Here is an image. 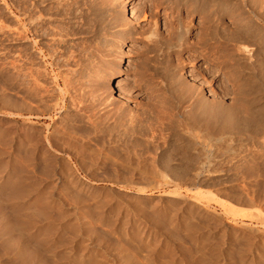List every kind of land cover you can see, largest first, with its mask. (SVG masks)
Wrapping results in <instances>:
<instances>
[{"label":"rangeland","instance_id":"374dc122","mask_svg":"<svg viewBox=\"0 0 264 264\" xmlns=\"http://www.w3.org/2000/svg\"><path fill=\"white\" fill-rule=\"evenodd\" d=\"M171 6L0 0V264H264V91L235 80L211 45L146 61L150 29L171 40ZM190 19L188 40L198 41L199 14ZM194 96L217 98L257 126L222 129L215 164L204 158L199 173L181 175L191 168L177 152L186 135L172 134L171 119ZM118 128L133 141H119ZM53 130L84 147L71 163L105 188L102 201L49 178L30 137L49 140Z\"/></svg>","mask_w":264,"mask_h":264},{"label":"bare ground","instance_id":"6f19581e","mask_svg":"<svg viewBox=\"0 0 264 264\" xmlns=\"http://www.w3.org/2000/svg\"><path fill=\"white\" fill-rule=\"evenodd\" d=\"M38 4H40V3H38ZM171 4L173 5V6H171L173 8L172 10L175 13V15L172 13L174 16H173V20L171 23V40L170 39L164 40L165 38L164 39L162 38L163 40L160 39L159 35L156 33L157 30L155 32L150 33V31H151V29H150L149 34L146 31V37L145 38L147 40L149 38L148 35L150 36V34L151 35L153 34V36L152 37L150 36V38H149V43L147 45L145 44L146 47L144 49H145L146 53L145 52H143V53L149 54V56L146 55V61L154 62V66H155L156 62L157 63L161 62V61H157V60H159V56L161 57L164 54V57H166L165 55H167V53H169L168 51H171L170 53L174 52L175 54H179L181 52V50L189 49L192 46L204 47V46H210L211 45V46H213V48H216V49L222 51V53L225 56V57L223 56L225 58L224 65L228 66L230 72L232 71V75H233V78L235 80H241L243 84H247L250 87H253L252 90H255V91L263 90L264 91V0H171ZM24 5H23V8H24ZM36 5H35V8L37 9L38 5H37V7H36ZM21 6H22V4H21ZM27 6H29V5H27ZM32 6H34V4ZM32 6H30V7H32ZM28 8L29 7L24 8L25 10L22 9V12L23 11L25 12ZM35 8L33 7L32 9H35ZM20 9H21V7H20ZM27 11H26V13H27ZM194 13L199 14V20L197 21V23H198L197 27L200 28V31H199L200 34H199V38L197 39L198 41L191 42L188 40L189 39L188 34H189L190 30H192V29H190L191 28L190 22L192 20V19H190V17ZM233 13H235V14H233ZM29 14L30 13H28V15ZM228 14L231 15V16H228V18H229L228 19L229 22L227 21L228 26H223V20H224L223 16H226ZM34 15H33V17H34ZM30 17H31V15H30ZM126 30H128V29H126ZM152 31H154V30H152ZM121 32H122V30H121ZM141 33H142V31H141ZM136 34L138 35L137 32H136ZM141 35H143V33ZM136 37H138V36H136ZM161 37H163V36H161ZM142 38H143V36H142ZM104 45H105V43H104ZM112 45L114 46V43ZM114 48H115V46H114ZM86 57H88V56H86ZM163 59H165V58H163ZM146 61H145L144 66H146V64H147ZM151 62H149V63L152 64ZM85 63H87V60ZM92 64H93V62H92ZM175 65L177 66V64H175ZM81 66H82V64H81ZM95 67H96V64L94 66V69L97 70V68H95ZM145 68H147V67H145ZM148 68H149V65H148ZM82 69H83V66H82ZM85 69H86V67H85ZM155 69H156V67H155ZM87 70H89V69H87ZM92 71L94 72V70H92ZM80 73H82V72H80ZM80 73H78V74L81 75ZM97 74L98 73H96V75ZM82 75H84V73ZM172 75L173 74H171V76ZM175 75L177 76V74H175ZM175 75H174V77H175ZM117 76H119V77L117 78L116 88L120 91V93L123 94L122 91H123V86H124L125 82H124L123 78L120 77V75H117ZM98 77H99V75H98ZM174 77H173V80H175V78H176V77L175 78ZM82 79H83V77H82ZM92 79L95 80L94 78H92ZM173 80L171 79V82ZM88 82H87V84H88ZM173 84H174V82H172L171 85H173ZM177 84H179V82ZM111 85H112L111 88L113 90L116 89L113 86V84H111ZM118 90H117V92H118ZM172 90L174 91L175 89H172ZM190 95H187V97L192 98ZM197 96L196 97L194 96L195 98L193 97L194 99L192 102L189 100L191 102L189 104V106H190L189 111H187V114L185 112H183L185 114H183L181 112L182 114L179 116L181 118L178 122L176 120L177 123L171 119L172 117L170 118L171 119V132H172V134L173 133H174V135L176 134L175 135L176 138H179L178 134H180V135L185 134L186 135L185 136L186 138H184V140L182 139V142L179 141L180 142L178 145L179 151H177V152L181 153L184 160H186L187 162L190 163L189 165H191L190 166L191 168L187 167L190 169L186 168L188 171H183L181 173V175H188V174H191V172H193V171L195 173H199L201 167L203 166L202 161L204 160V158H205L204 161H206V158H208L209 159L208 161H210L211 164L214 163L215 161H217V159H219L220 155L218 152L220 150L218 151V149H219L218 146H220L219 145L220 141H221L220 134H221L222 129H224V128H227L228 130H230V129H239L240 130L241 129V130L245 131L247 129L248 130L253 129L257 126V122L253 121V124L250 127V125L252 123V120H250V118H249L250 116L247 118V117H243V115L242 116L239 115L235 109H233L232 107H229L226 104L223 105L219 99L214 98L211 101L209 100L210 102H208L206 97L204 98L203 96H200V97H197ZM45 106H47V105H45ZM53 106H55V104ZM47 107H49V106H47ZM47 107L45 110L50 111L51 109L49 110ZM173 107L174 106H172V108ZM49 108H52V107H49ZM48 111H47V113H48ZM179 112L180 111H178L177 114ZM50 113H51V111H50ZM171 114H172V112H171ZM173 116L176 117L178 115H173ZM176 118H178V117H176ZM134 119L130 116L129 122L133 123L135 129L138 126H139L138 128H140L141 125L138 123V121H135ZM62 120H63V117H62ZM145 123H146V118H145ZM29 124L32 127V124L31 123H29ZM127 126H129V124H127ZM23 127L21 126L20 129H22ZM31 127L25 126L24 130L25 129L29 130ZM131 128L132 127H130V129ZM118 129L121 130L120 128H118ZM118 129L116 132H118ZM227 129L226 130L224 129L223 131H227ZM24 130H22V131H24ZM136 131H138V130H136ZM37 132L41 133L43 131L41 130V132L40 131H37ZM131 132H133V131H131ZM131 132H127L124 130L119 131V133H118L119 141L120 140L122 141V139H124V140L128 139L129 140L131 138L133 141L134 134H132ZM31 133H34V132H31ZM111 133H113V132L111 131ZM27 134L30 135L29 132ZM35 135H36V133H35ZM35 135L32 134V136H35ZM116 136L114 137L115 139H117ZM43 137L42 136L41 137L36 136V137H34V139H32V137H30L31 138L30 140L34 141V145L36 147L35 149H38V153L40 152V154L42 156H44L43 160L45 159V162H46L45 164L48 166V168H46L47 166L46 167L43 166V163H42L43 161L41 159L42 157L40 159L42 161L41 162L42 166L45 167V169H48V171H49L48 173L51 174V176H50V174L48 175V176H50L49 178L51 180H52V178H54V180H56L58 183L64 184L67 188L75 191L77 195H84L90 199H94L96 201H102L103 198L105 197V195H104L105 194V188L96 185L95 181H92L88 178L81 176L78 172H75L73 169L71 162L77 161L78 157H80L81 155L83 156L84 147L82 145H80L77 141L72 139L71 137H69L67 135L65 136L64 134L58 132L57 130H53L51 132V134L49 136L50 137L49 140H45V139H43ZM111 138H113V137H111ZM180 138H182V137H180ZM180 138H179V140H180ZM250 138H251V136H250ZM32 143H30V145ZM205 147L208 148L207 149L208 151H205V152H208L207 155H205V152L203 153V150L205 149ZM32 148H34V147H31V149ZM190 151L194 152V153L192 152L193 155L191 153H189ZM58 154H65L66 157L65 158L59 157ZM172 157L174 158L175 156H173V154H171V158ZM208 164H209V162H208ZM207 170L209 172V168ZM3 173L1 171V173H0L1 177H2ZM24 196H25V194H24ZM21 199H22V197H21ZM24 200L25 199H23L22 202H24ZM46 202H48V201H46ZM48 203H50V202H48ZM41 207H42V204H41ZM2 237L0 239H2ZM8 243L10 244L11 242L8 241ZM13 245H12V247H13ZM22 245H24V244H22ZM25 245H24V247H25ZM6 246H8V245H6ZM20 248L16 249V247H15V249L17 251H20L22 249V248L21 249ZM23 251H24V249H23ZM11 252H14V251L10 250V253ZM17 255H18V253H17Z\"/></svg>","mask_w":264,"mask_h":264}]
</instances>
